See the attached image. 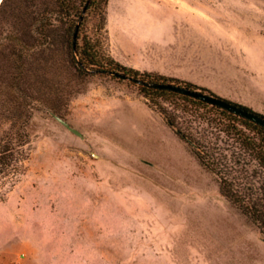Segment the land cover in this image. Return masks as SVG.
I'll return each instance as SVG.
<instances>
[{"label": "rangeland", "instance_id": "374dc122", "mask_svg": "<svg viewBox=\"0 0 264 264\" xmlns=\"http://www.w3.org/2000/svg\"><path fill=\"white\" fill-rule=\"evenodd\" d=\"M36 3L0 11V146L34 108L21 173L0 171V264H264L257 223L130 78L78 72L60 27L48 51L25 56L37 71L14 69L9 36L31 42ZM97 21L86 13L80 35L122 65L264 115V0H108Z\"/></svg>", "mask_w": 264, "mask_h": 264}, {"label": "trees", "instance_id": "16d2710c", "mask_svg": "<svg viewBox=\"0 0 264 264\" xmlns=\"http://www.w3.org/2000/svg\"><path fill=\"white\" fill-rule=\"evenodd\" d=\"M34 1L29 0L30 5ZM107 1L40 0L30 13L28 29L31 42L28 44L19 36H9L14 54L11 65L14 64V69H20L22 73L37 71L38 68L32 67V62L24 60L25 56L37 49L48 51L53 42L54 28H63L70 64L83 74L117 71L130 78L163 116L167 125L188 145L199 163L214 174L220 192L254 220L264 233V126L219 105L152 86L150 84L154 82H171L220 97L193 82L122 65L107 54L99 37L81 36L82 20L86 13L97 18L99 29L105 26ZM5 3L6 0L1 1L0 11ZM84 7L86 10L77 27ZM29 75L32 77V74ZM35 80H32L33 83ZM30 81L27 77L24 79L28 86L22 90V96L26 100H32L33 96ZM226 100L253 111L247 106ZM26 107L24 130L22 134L17 133L19 139L10 135L1 142L0 171H7L6 175H9L8 172L20 174L23 161L27 158L30 132L26 123L34 108L29 103Z\"/></svg>", "mask_w": 264, "mask_h": 264}, {"label": "water", "instance_id": "95a60500", "mask_svg": "<svg viewBox=\"0 0 264 264\" xmlns=\"http://www.w3.org/2000/svg\"><path fill=\"white\" fill-rule=\"evenodd\" d=\"M85 10H86V7H84L82 10V13L79 17V22L77 24V27L83 18V14H84ZM76 36H77V31H75V33H74V39H76ZM110 73L117 76V77H120V78H127V76L121 72L111 71ZM150 85L158 87V88L170 89V90H173L176 92H180V93L192 96L194 98L201 99V100L206 101L210 104L219 105V106H221V107H223L229 111H232L236 114L242 115V116L264 126V117L263 116H261L258 113H255L253 111H249L247 109H244L241 106L233 104V103L227 101L226 99H224L222 97H218V96H215L213 94H209V93H206V92H203L200 90H196V89H191V88H188V87H185V86H182L179 84L171 83V82H166V83L154 82V83H151ZM53 116L59 122H61L65 127H67L69 130H71L72 132H74L76 134L81 135V132L78 129H76L75 127L71 126L65 119H63L62 117H60L57 114H53Z\"/></svg>", "mask_w": 264, "mask_h": 264}]
</instances>
